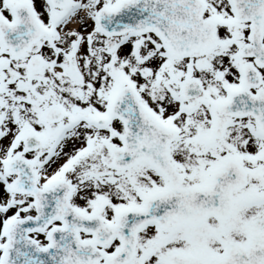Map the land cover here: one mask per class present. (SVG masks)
<instances>
[{
	"label": "snow or ice",
	"instance_id": "1",
	"mask_svg": "<svg viewBox=\"0 0 264 264\" xmlns=\"http://www.w3.org/2000/svg\"><path fill=\"white\" fill-rule=\"evenodd\" d=\"M0 264H264V0H0Z\"/></svg>",
	"mask_w": 264,
	"mask_h": 264
}]
</instances>
